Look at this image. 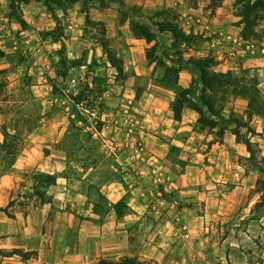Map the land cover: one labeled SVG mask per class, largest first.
<instances>
[{
	"label": "rangeland",
	"instance_id": "rangeland-1",
	"mask_svg": "<svg viewBox=\"0 0 264 264\" xmlns=\"http://www.w3.org/2000/svg\"><path fill=\"white\" fill-rule=\"evenodd\" d=\"M89 7L84 3L81 20L70 12L58 16L53 7V27L34 32L35 42L16 24L0 43V142L5 132H19L23 142L0 174V264H41L36 249L47 228L70 231L72 242L71 229L87 222L103 249L96 263L129 257L138 264H264L258 143L254 160L250 151L233 155L228 169H189V178L177 181L181 169L171 170V163L190 156L143 148L134 93L121 87L124 74L110 69L105 56L73 69L84 44L66 38L82 32L107 46L105 25L91 19ZM19 8L9 13L22 19ZM107 58L119 63L111 53ZM257 109L264 112V104ZM240 131L239 139L249 137L247 127Z\"/></svg>",
	"mask_w": 264,
	"mask_h": 264
},
{
	"label": "crops",
	"instance_id": "crops-1",
	"mask_svg": "<svg viewBox=\"0 0 264 264\" xmlns=\"http://www.w3.org/2000/svg\"><path fill=\"white\" fill-rule=\"evenodd\" d=\"M11 2L0 0V43L12 36V31L6 32L16 24L19 34L27 31L26 41L35 42L34 32L53 27V7L58 16L70 12L71 19L79 15L81 20L84 3H90L91 19L105 25L107 46L82 32L68 36V41L84 44L83 61L73 69H87L91 62H103L104 56L110 69H117L106 57L111 53L118 58L122 90L134 93L131 105L139 115L143 148L162 157L190 156L171 163V170L181 169L177 181L185 182L189 169L225 170L233 155H249L235 132L236 120L254 129L249 137L264 155V112L256 110L264 104V7L251 13L255 34H245V3L240 0H63L52 9L33 0L19 5L22 19L9 13ZM67 30L69 35L78 33ZM42 42L48 45L51 40ZM210 77L211 82L206 80ZM181 99L177 116L175 105ZM192 103L203 106L212 124L201 122ZM71 230L72 242L70 231L61 233L59 226L45 230L44 242L36 249L41 264L98 261L103 249L91 234L96 231L93 222Z\"/></svg>",
	"mask_w": 264,
	"mask_h": 264
},
{
	"label": "trees",
	"instance_id": "trees-1",
	"mask_svg": "<svg viewBox=\"0 0 264 264\" xmlns=\"http://www.w3.org/2000/svg\"><path fill=\"white\" fill-rule=\"evenodd\" d=\"M11 1H12L11 7L14 9L16 4L21 5L22 3H30L33 0H11ZM36 1H43L50 9H52V4H55V3L61 4L63 0H36ZM240 1H243L245 3L244 15H245V20L247 22L245 26V34H255L254 25L252 24V21H251V13L256 11L258 8L264 7V1L262 0H257L255 2H252L251 0H240ZM115 66L117 70L119 71V73H123V70L119 63H117ZM213 79L214 78L210 77L206 80L211 82ZM185 98L186 97H184L183 99ZM183 99L179 100V102H177V104L175 105V111H176L177 116L180 115V108L183 105ZM192 104L194 108L201 114V122L205 124H212V120L207 117L203 106L199 105V103H192ZM206 104L209 106L210 110H213L212 106L209 103H206ZM236 122H237V126L235 128V132L238 138H240V133H241L240 128L242 126L247 127L249 132H252V133L255 132L254 129L249 124L243 123V122L241 123L238 120H236ZM243 141L247 145L248 150L251 152V159L254 160L256 156H255L254 149H253V142L251 141L250 137H247V136L243 138ZM22 147H23V142H22V137L19 132H15V134L9 133V132L4 133V139L2 142H0V174L4 170L5 166L15 161V159L21 152ZM258 166L261 172L264 174V167H261L260 165ZM41 177L47 178V177H52V176L42 174ZM53 183H55V181L51 182V184ZM261 183H263L264 185V181H261ZM42 196L43 195H41V197ZM13 204H14V200H11L9 206H12ZM96 264H138V263L133 261L131 258L126 257L125 260L117 261V262L101 259Z\"/></svg>",
	"mask_w": 264,
	"mask_h": 264
}]
</instances>
